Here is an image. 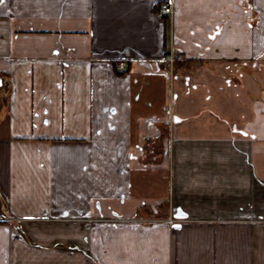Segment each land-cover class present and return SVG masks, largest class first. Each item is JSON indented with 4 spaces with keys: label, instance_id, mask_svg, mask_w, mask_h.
Segmentation results:
<instances>
[{
    "label": "crops",
    "instance_id": "obj_1",
    "mask_svg": "<svg viewBox=\"0 0 264 264\" xmlns=\"http://www.w3.org/2000/svg\"><path fill=\"white\" fill-rule=\"evenodd\" d=\"M202 1L0 0V264H264V0Z\"/></svg>",
    "mask_w": 264,
    "mask_h": 264
},
{
    "label": "rangeland",
    "instance_id": "obj_2",
    "mask_svg": "<svg viewBox=\"0 0 264 264\" xmlns=\"http://www.w3.org/2000/svg\"><path fill=\"white\" fill-rule=\"evenodd\" d=\"M203 3H205L204 5H210V6H214L216 5V2L215 1H211V0H204L202 1ZM257 3H261L263 2L262 0H256ZM241 6V5H240ZM242 7V6H241ZM160 13V12H159ZM255 12H253V15H254ZM173 14V13H172ZM170 14V15H172ZM204 14V21L202 23V21H200L199 23L198 22H194V21H191L189 19V25L187 27H189L190 29L187 30V37H190L193 33V30H194V27H197L198 24H201L202 25L200 27L202 28H205L206 29V20L209 19V17L207 15H209V11H206ZM245 18H242L240 20L233 17L232 20L234 21H230V25H231V29L232 30V34L230 33V35L226 36V37H222L219 41L220 42H228L230 41L231 45L235 47V55H233V57L231 58V62L236 65V66H240V65H249L250 64H254L255 61L253 59H247L244 57V51L245 49H247V47H251V52L254 53V50L256 49L257 46L261 45L262 46V49L264 48V37L261 38L263 35H264V18L262 19V25H261V29L257 26L255 23H251L252 21V18L249 17L247 15V13H245ZM169 16V15H168ZM242 16H243V11H242ZM218 20V17L216 16H212L211 19H210V23L211 24H215L214 28L215 31H213V34L214 32L218 31V34H219V28H218V24H216L215 22ZM223 33V32H222ZM212 39V38H210ZM214 40V39H212ZM257 45V46H256ZM249 52H250V49H249ZM231 54H232V51H231ZM171 150V149H170ZM168 150L169 153H171L172 151ZM253 216L255 215H242L241 218H237L235 219V221H241V220H248L247 218H253ZM155 218V217H153ZM159 219V218H158ZM158 219H150V221H157ZM174 219H175V215H172V217L168 218V219H161L162 221H167V222H171V220L174 222ZM160 220V221H161Z\"/></svg>",
    "mask_w": 264,
    "mask_h": 264
},
{
    "label": "built area",
    "instance_id": "obj_3",
    "mask_svg": "<svg viewBox=\"0 0 264 264\" xmlns=\"http://www.w3.org/2000/svg\"><path fill=\"white\" fill-rule=\"evenodd\" d=\"M173 13V8L171 4H162L160 7V15L161 17H167L168 15ZM180 59H183L182 56L180 57ZM128 67V64L126 63V61H121L118 64V70L120 73H125L126 69ZM168 150H170V148H168ZM171 222H173L171 220Z\"/></svg>",
    "mask_w": 264,
    "mask_h": 264
},
{
    "label": "flooded vegetation",
    "instance_id": "obj_4",
    "mask_svg": "<svg viewBox=\"0 0 264 264\" xmlns=\"http://www.w3.org/2000/svg\"><path fill=\"white\" fill-rule=\"evenodd\" d=\"M243 2L247 3V1H245V0ZM249 8H251V7H247L246 9L250 10ZM251 11H254V10L252 9ZM251 18H252L251 23H255L256 26L258 27L259 23H260V18L255 13H254V15L252 14Z\"/></svg>",
    "mask_w": 264,
    "mask_h": 264
},
{
    "label": "trees",
    "instance_id": "obj_5",
    "mask_svg": "<svg viewBox=\"0 0 264 264\" xmlns=\"http://www.w3.org/2000/svg\"><path fill=\"white\" fill-rule=\"evenodd\" d=\"M179 64L177 63L176 64V68H178L179 66H178ZM0 201H1V205H2V208H3V210L4 211H8L7 209H8V207H7V203H6V200L4 199V197L0 194Z\"/></svg>",
    "mask_w": 264,
    "mask_h": 264
}]
</instances>
